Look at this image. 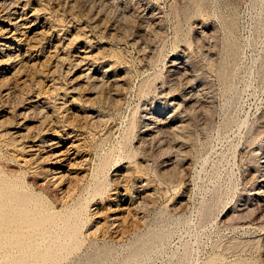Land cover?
Instances as JSON below:
<instances>
[{"label":"rangeland","instance_id":"1","mask_svg":"<svg viewBox=\"0 0 264 264\" xmlns=\"http://www.w3.org/2000/svg\"><path fill=\"white\" fill-rule=\"evenodd\" d=\"M16 2L0 6V192L27 207L0 217V264H264V0ZM148 112L185 125L146 143Z\"/></svg>","mask_w":264,"mask_h":264},{"label":"bare ground","instance_id":"2","mask_svg":"<svg viewBox=\"0 0 264 264\" xmlns=\"http://www.w3.org/2000/svg\"><path fill=\"white\" fill-rule=\"evenodd\" d=\"M18 2V0H0V6H3V8H5V10H6V8L7 9H10L11 8V6H14V3L15 2ZM16 2V3H17ZM71 2V1H70ZM65 3V2H64ZM69 4V3H68ZM74 4V3H73ZM16 5H18V4H16ZM18 7V6H17ZM142 8V7H141ZM2 10V9H1ZM17 11V10H16ZM3 12H4V10H3ZM13 12V11H12ZM10 12L9 11V13H8V15H5V17L7 16V18L8 17H12L11 15L15 12ZM92 13V12H91ZM7 14V13H6ZM13 16H16V15H13ZM21 17V16H20ZM6 18V19H7ZM152 18V17H151ZM17 19V18H16ZM19 19V18H18ZM17 19V21H15V22H13L12 24H10V25H13V27H15L16 29L19 27V26H24V23H22V24H19V21H21V20H18ZM21 19V18H20ZM8 20V19H7ZM5 21V20H4ZM9 23H10V21H8ZM26 22V21H25ZM1 23V22H0ZM6 23V22H5ZM12 27V26H11ZM12 27V28H13ZM23 30V29H22ZM10 31V29H8V28H6L5 27V25L4 26H0V37H4L8 32ZM18 31V30H17ZM16 32V31H15ZM10 33V32H9ZM204 36V35H203ZM4 39V38H3ZM1 40V39H0ZM0 46H2L1 44H0ZM1 49V48H0ZM4 50V49H3ZM79 50H80V48H79ZM0 51H2V50H0ZM6 51H4V53H5ZM85 52V51H84ZM1 53V52H0ZM3 53V52H2ZM81 53V52H80ZM7 54H9V53H7ZM80 55V54H79ZM78 55V56H79ZM8 56V55H7ZM11 56V55H10ZM14 56V55H13ZM12 56V57H13ZM11 57V58H12ZM85 58H86V56H84ZM1 58V57H0ZM6 58V57H5ZM77 58V57H76ZM76 58H75V60H76ZM81 58V57H80ZM4 59V58H3ZM8 59H10V58H8ZM87 59V58H86ZM85 59H80L79 60V63L81 64V63H83V61H84ZM5 62V61H4ZM74 62V61H73ZM3 63V62H2ZM78 63V62H77ZM78 63V64H79ZM85 63V62H84ZM84 63H83V65H84ZM186 63V62H185ZM6 64H8V63H6ZM13 64V63H12ZM10 65V64H9ZM22 65V64H21ZM76 65V64H75ZM89 65V64H88ZM177 65V61H173L172 62V66H176ZM182 65V64H181ZM19 66V65H18ZM87 66V65H86ZM78 67V66H77ZM17 68H19V67H17ZM20 68H21V66H20ZM1 69V68H0ZM10 69V68H9ZM22 69H24V66H23V68H21V70ZM86 70H88V72L86 73L85 72V75L87 74L88 76L87 77H89L92 81H93V85H94V87H95V89L97 90H99V89H104V88H107V90H108V92H110V93H112L113 94V100H114V103L115 102H117V104H118V102H119V99H117V96H119V92L121 91V88H120V91H118V84L115 82V81H113V80H111V81H109V79H106L105 78V76L104 75H102V76H97V75H95V74H93V72H94V68L93 67H91V66H88L87 68H85ZM103 69V68H102ZM175 69H177V68H175ZM17 71V70H16ZM19 71V70H18ZM177 71V70H176ZM188 71V70H187ZM185 72V71H184ZM1 73V72H0ZM5 73V72H4ZM7 74V73H6ZM5 76V75H4ZM181 76H182V74H181ZM184 76V75H183ZM185 77L187 78V76L185 75ZM7 79H8V77H6ZM5 78V79H6ZM1 79V78H0ZM122 80H124L123 78H121ZM120 79V80H121ZM180 79V78H179ZM9 80V79H8ZM32 80V79H31ZM118 80V79H117ZM1 81V80H0ZM186 81V80H185ZM38 82V81H37ZM119 82V81H118ZM124 82H125V80H124ZM123 83V82H122ZM186 83H187V86L188 87H192L191 86V84H190V80L187 78V81H186ZM37 84V83H36ZM119 84H121V83H119ZM36 86H39V83H38V85H35V87ZM120 86H122V85H119V87ZM9 90V89H8ZM30 91H31V89H30ZM30 91H29V93H30ZM101 91V90H100ZM112 91V92H111ZM189 91V90H188ZM98 92V91H97ZM107 92V91H106ZM193 92V91H192ZM4 93V92H3ZM9 94H10V92H8L7 91V93L5 94H2L5 98H7V97H9ZM15 94V93H14ZM33 94V93H32ZM101 94H104L103 93V91L101 92ZM197 94V93H196ZM36 95H38V94H36ZM35 95V96H36ZM169 95V94H168ZM195 95V94H194ZM1 96V95H0ZM11 96H12V94H11ZM24 96V95H23ZM28 96H29V94H28ZM188 96V95H187ZM32 97V96H31ZM38 97H39V95H38ZM120 97V96H119ZM192 97H193V95L192 96H190V97H188L187 99L188 100H191L192 99ZM35 98V97H34ZM30 99V98H29ZM28 99V100H29ZM167 99V98H166ZM185 99V98H184ZM9 100V99H8ZM25 101H26V99H24ZM186 100V99H185ZM31 102L33 101V99H31L30 100ZM34 101H37L36 100V98H35V100ZM27 102V101H26ZM38 102V101H37ZM197 102V101H196ZM65 103V102H64ZM172 104H173V106H175L176 105V107L178 106V102H175V101H172L171 102ZM37 104V103H36ZM38 104H42V103H38ZM27 105V104H26ZM65 105V104H64ZM12 106V105H11ZM29 106V105H28ZM27 106V107H28ZM63 106V105H62ZM180 106H181V104H180ZM194 106V105H193ZM48 107V106H47ZM172 107V106H171ZM17 108V107H16ZM40 108H41V106H40ZM31 109V108H30ZM37 109V108H36ZM35 109V110H36ZM43 108H41V110H42ZM48 109V108H47ZM50 109V108H49ZM63 109V108H62ZM61 108H60V110H62ZM173 109V108H172ZM176 109V108H175ZM9 110V109H8ZM16 110V109H15ZM27 110V109H26ZM37 110H39V109H37ZM53 110V109H52ZM57 110V108H55V111ZM188 110V109H187ZM6 111V110H5ZM19 111V110H18ZM32 111V110H31ZM64 111H65V108H64ZM173 111V110H172ZM175 111V110H174ZM1 112V111H0ZM11 112V111H10ZM16 112V111H15ZM37 112V111H36ZM41 112V111H40ZM45 112H46V110H45ZM57 112V111H56ZM67 112V111H66ZM30 113V112H29ZM49 114H50V112H48ZM54 113V112H53ZM52 113V114H53ZM19 114V113H18ZM51 114V115H52ZM55 114V113H54ZM176 114V113H175ZM56 115V114H55ZM174 115V114H173ZM16 116V115H15ZM22 116V115H21ZM24 116V115H23ZM53 116V115H52ZM76 116V115H75ZM168 116V115H167ZM170 116V115H169ZM46 117V116H45ZM50 117V116H49ZM55 117V116H54ZM54 117H52V118H54ZM12 118H14V117H12ZM23 118V117H22ZM92 118V117H91ZM176 118V117H175ZM19 119V118H18ZM173 119V118H172ZM15 120V119H14ZM22 120V119H21ZM20 120V121H21ZM54 120V119H53ZM181 119L179 118V120H177V124L176 123H174L173 121H169L168 119H167V117H162V116H154L152 113H150V112H148L144 117H143V121H142V119H141V121H142V130H141V133H142V139L146 142V143H148V142H150V141H152V139H154L155 140V138L157 139V137H159L163 132H166V133H173V135H175V133H177V132H180L181 130H182V128H183V125H185L184 123H183V120H181ZM42 122L41 123H43L44 121L43 120H41ZM189 121V120H188ZM18 122V121H17ZM53 123V122H52ZM186 123H188V122H186ZM18 124V123H17ZM22 124V123H21ZM43 125V124H42ZM23 126V125H22ZM41 126V125H40ZM45 126V125H44ZM19 127V126H18ZM60 127V126H59ZM44 128V127H43ZM186 129V128H185ZM47 130V129H46ZM51 131V130H50ZM51 133H53L52 131H51ZM16 134H18V132L16 133ZM24 134V133H23ZM54 134V133H53ZM19 135V134H18ZM39 135V134H38ZM41 135H44V133L42 132L41 133ZM168 135V134H167ZM191 135V134H190ZM37 136V135H36ZM24 137V136H23ZM39 137V136H38ZM49 137V136H48ZM169 137V136H168ZM182 137V136H181ZM185 137V136H184ZM25 138H26V136H25ZM41 138V137H40ZM176 138V137H175ZM188 138V137H187ZM23 139V138H22ZM34 139V138H33ZM190 139V138H189ZM19 140H21V139H19ZM36 141H37V139H35ZM34 140V141H35ZM50 140H52V139H50ZM173 140V139H172ZM182 140V139H181ZM156 141V140H155ZM51 142V141H50ZM173 142V141H172ZM171 142V143H172ZM177 142V141H176ZM179 142V141H178ZM185 142V141H184ZM53 143H55V142H53ZM159 143L161 144V141H159ZM165 143H166V141H165ZM169 143H170V140H169ZM170 143V144H171ZM157 144V143H156ZM31 145V144H30ZM49 145V144H48ZM141 145V144H140ZM144 145V144H143ZM161 145H163V144H161ZM168 145V144H167ZM184 145V144H183ZM146 146V145H145ZM144 146V147H145ZM164 146V145H163ZM173 146V145H172ZM36 147V146H35ZM142 147V146H141ZM165 147V146H164ZM169 147H171V146H169ZM180 147V146H179ZM182 147V146H181ZM151 148V147H150ZM162 148V147H161ZM176 148V147H175ZM171 150V149H170ZM174 150V149H173ZM183 150L184 149H182V152H183ZM169 151V150H168ZM172 151V150H171ZM176 151V150H175ZM181 151V150H180ZM174 152V151H173ZM177 152V151H176ZM182 152H181V154H182ZM179 153V152H178ZM177 153V154H178ZM175 154V153H174ZM176 154V155H177ZM180 154V153H179ZM180 154V155H181ZM171 155H172V152H171ZM170 156V155H169ZM175 156V155H174ZM178 156V155H177ZM179 157H181V156H179ZM182 158H184V156L182 157ZM173 159V158H172ZM178 160L179 158H175V160ZM174 160V159H173ZM183 159H181L180 161H182ZM146 161V160H145ZM179 161V162H180ZM174 162V161H173ZM178 162V163H179ZM166 163H168V162H166ZM175 163V162H174ZM177 163V162H176ZM177 163V164H178ZM181 163V162H180ZM170 164V163H169ZM173 164V163H172ZM184 164V163H183ZM176 165V164H175ZM171 166H174V165H171ZM177 166V165H176ZM182 166V163H181V165H180V167ZM167 168V167H166ZM173 168V167H172ZM260 168V171L262 172V173H264V156L260 159V162H259V167H256V169H259ZM168 169V168H167ZM259 171V170H258ZM255 172H257V170L255 171ZM180 173H182V172H180ZM260 174V173H259ZM2 174H0V176H1ZM5 175V174H4ZM188 175V174H187ZM3 176V175H2ZM1 176V177H2ZM257 176V175H256ZM4 177V176H3ZM8 178V177H7ZM124 178V177H123ZM0 179H2L3 180V178H0ZM9 179H12V178H10L9 177ZM14 179V178H13ZM97 179V178H96ZM256 179V178H255ZM6 180V179H5ZM15 181V180H14ZM19 181V180H18ZM256 181V180H255ZM259 181V180H258ZM8 182V181H7ZM10 182H12L11 180H10ZM16 182V181H15ZM20 183H22V182H20ZM262 183H264V178L262 179ZM261 183V184H262ZM3 184V183H2ZM11 183H9V185H10ZM1 185V184H0ZM5 185H8L7 183H5ZM11 185H17L16 183L15 184H11ZM19 186H21V185H19ZM19 186H18V188H19ZM24 186V185H23ZM27 186V185H26ZM26 186H24V187H26ZM8 187V186H7ZM14 187V186H13ZM22 187V186H21ZM4 188V187H3ZM6 188V187H5ZM17 188V189H18ZM27 188V187H26ZM20 189V188H19ZM5 190V189H4ZM28 190V189H27ZM41 192V191H40ZM259 192H260V190H259ZM258 192V193H259ZM263 193V195H264V191L262 192ZM150 193H148V195H149ZM261 194V193H260ZM147 195V196H148ZM150 195H152V194H150ZM0 197H2L3 199H4V201H3V203H2V205H0V217H2V218H5V217H7V216H9L8 214H7V212H6V207L7 206H10V205H13V203H15L17 206H19V207H24V206H26L27 205V200H22V199H20L19 197H18V194H17V192L15 191V189H12L11 187H9L6 191H3V192H0ZM1 199V198H0ZM45 199V198H44ZM41 200V199H40ZM43 200V199H42ZM1 201V202H2ZM45 202V201H44ZM46 203V202H45ZM244 203V202H243ZM251 203V202H250ZM248 205V204H247ZM74 206V205H73ZM27 207V206H26ZM25 207V208H26ZM51 207V206H50ZM79 206H77V208H78ZM31 208H34V207H32L31 206ZM57 209V208H56ZM11 209H9V211H10ZM51 210V209H50ZM14 211V210H13ZM12 211V212H13ZM49 211V210H48ZM75 211V210H74ZM84 211H85V209H84ZM237 211V210H236ZM67 213H68V211H67ZM86 213V212H85ZM40 214V213H39ZM237 214V213H236ZM235 214V215H236ZM240 214V213H239ZM233 215V214H232ZM19 216V215H18ZM65 216H67V215H65ZM81 216V215H80ZM234 216V215H233ZM62 217H64V216H62ZM86 217V216H85ZM12 218V217H11ZM17 218V217H16ZM38 218V217H37ZM43 219V218H42ZM232 219H233V217H232ZM234 220V219H233ZM241 220V219H240ZM62 221V220H61ZM60 221V222H61ZM72 222V221H71ZM79 223V222H78ZM60 224V223H59ZM62 224V223H61ZM65 224V223H64ZM4 225V224H3ZM56 226H57V224H55ZM47 226H49V224L47 225ZM52 226V225H51ZM64 226V225H63ZM7 227V226H6ZM52 227H55V226H52ZM74 227V226H73ZM18 228V227H17ZM4 229V228H3ZM41 229V228H40ZM45 229V228H44ZM6 230V229H5ZM10 230V229H9ZM62 230V229H61ZM72 230V229H71ZM2 231V230H1ZM1 231H0V233H1ZM11 231V230H10ZM31 231V230H30ZM43 231H45V230H43ZM51 231H52V229H51ZM51 231H50V233H51ZM56 231H57V229H56ZM55 231V232H56ZM75 231V230H74ZM4 233H5V231H3ZM3 233V234H4ZM12 233V232H11ZM20 233H21V231H20ZM23 233V232H22ZM60 233V232H59ZM70 233H71V231H70ZM73 233V232H72ZM61 234V233H60ZM24 235V234H23ZM70 235V234H69ZM38 236V235H37ZM49 236V235H48ZM75 236V235H74ZM78 236V235H77ZM42 237V236H41ZM53 237V236H52ZM38 238V237H37ZM36 238V239H37ZM43 238V237H42ZM3 239V238H2ZM10 239V238H9ZM17 239V238H16ZM15 239V240H16ZM45 239V238H44ZM68 239H70V238H68ZM9 241V240H8ZM33 241H34V239H33ZM36 241V240H35ZM39 241V240H38ZM63 241V240H62ZM46 242V241H45ZM6 243H8L7 241H6ZM30 243V242H29ZM39 243V242H38ZM37 243V244H38ZM55 243H56V241H55ZM58 243V242H57ZM28 244V243H27ZM39 244H41V243H39ZM39 244H38V246H39ZM44 244V243H43ZM47 244V243H46ZM66 244V243H65ZM29 245V244H28ZM31 246H32V244H30ZM35 245V244H34ZM33 245V246H34ZM42 245V244H41ZM74 245H75V242H74ZM2 246V245H1ZM23 246H25V245H23ZM52 246V245H51ZM73 246V245H72ZM5 247V246H4ZM14 247V246H13ZM62 247V246H61ZM9 248V247H8ZM22 248H24V247H22ZM29 248V247H28ZM35 248V247H34ZM5 249H7V247L5 248ZM13 249V248H12ZM11 249V250H12ZM25 249H27V248H25ZM68 249H69V247H68ZM8 250V249H7ZM17 250H19V249H17ZM16 250V251H17ZM36 250V249H35ZM48 250V249H47ZM61 249H59V253L61 252L60 251ZM65 250V249H64ZM4 251H6V250H4ZM15 251V250H14ZM24 251V250H23ZM26 251H28V249L26 250ZM41 251V250H40ZM55 251V250H54ZM70 251V250H69ZM68 251V252H69ZM6 252H8V251H6ZM9 252H11V251H9ZM22 252V251H21ZM20 252V253H21ZM62 252H63V250H62ZM67 252V251H66ZM2 253V252H1ZM16 253V252H15ZM24 253V252H23ZM30 253V252H29ZM13 254V253H12ZM25 254H27V253H25ZM31 254V253H30ZM34 254V253H33ZM4 254H2V256H3ZM14 255V254H13ZM21 255V254H20ZM47 255H48V253H47ZM31 256V255H30ZM22 257V256H21ZM28 257V256H27ZM49 257V256H48ZM1 259H2V257H0ZM31 258V257H30ZM53 258V257H52ZM5 259V258H4ZM32 259V258H31ZM34 259V258H33ZM47 259V258H46ZM55 259V258H54ZM53 259V260H54ZM16 260V259H15ZM27 260V259H26ZM25 260V261H26ZM35 260V259H34ZM9 261V260H8ZM17 261V260H16ZM28 262H30L29 261V258H28V260H27ZM32 261V260H31ZM49 261V260H48ZM1 262V261H0ZM4 262H6L7 263V261L5 260ZM3 262V264H5ZM15 262V261H14ZM22 262V261H21ZM39 262V264L41 263V261H37V263ZM49 262H51V261H49ZM2 263V262H1ZM13 263V262H12ZM19 263V262H18ZM44 263V262H43ZM48 263V262H47ZM46 263V264H47ZM21 264V263H20ZM25 264V263H24ZM31 264V263H30ZM33 264V263H32ZM42 264V263H41Z\"/></svg>","mask_w":264,"mask_h":264}]
</instances>
